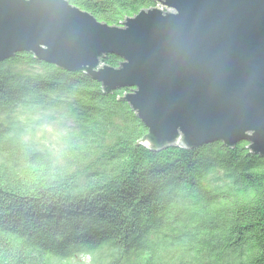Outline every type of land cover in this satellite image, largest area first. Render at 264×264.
<instances>
[{
	"label": "trees",
	"instance_id": "obj_1",
	"mask_svg": "<svg viewBox=\"0 0 264 264\" xmlns=\"http://www.w3.org/2000/svg\"><path fill=\"white\" fill-rule=\"evenodd\" d=\"M69 1L113 25L157 5ZM130 91L27 51L0 62V264H264V156L148 148ZM48 116L71 121L59 159L36 143Z\"/></svg>",
	"mask_w": 264,
	"mask_h": 264
},
{
	"label": "water",
	"instance_id": "obj_2",
	"mask_svg": "<svg viewBox=\"0 0 264 264\" xmlns=\"http://www.w3.org/2000/svg\"><path fill=\"white\" fill-rule=\"evenodd\" d=\"M118 25L69 0H0V62L27 51L122 97L154 150L247 141L264 156V0H154ZM107 54L118 67L102 63Z\"/></svg>",
	"mask_w": 264,
	"mask_h": 264
},
{
	"label": "rangeland",
	"instance_id": "obj_3",
	"mask_svg": "<svg viewBox=\"0 0 264 264\" xmlns=\"http://www.w3.org/2000/svg\"><path fill=\"white\" fill-rule=\"evenodd\" d=\"M157 6L165 11L170 10L162 3H158ZM70 125L71 121L67 118L48 116L43 124L39 126L40 130L36 134V143L40 144L43 149H48L54 154L56 159H59L60 153L66 147L65 145L68 140L66 134L70 128ZM84 260H89V258L86 256L84 257Z\"/></svg>",
	"mask_w": 264,
	"mask_h": 264
}]
</instances>
